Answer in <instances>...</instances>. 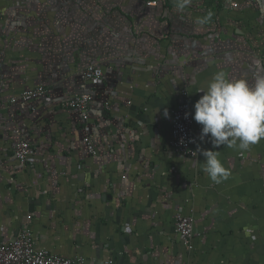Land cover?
Returning <instances> with one entry per match:
<instances>
[{
	"label": "crops",
	"instance_id": "obj_1",
	"mask_svg": "<svg viewBox=\"0 0 264 264\" xmlns=\"http://www.w3.org/2000/svg\"><path fill=\"white\" fill-rule=\"evenodd\" d=\"M89 65L100 83L83 80ZM221 70L250 85L264 75V0H192L182 12L175 0H0V241L29 225L37 247L98 263L264 264V140L243 155L213 148L194 120L197 150L219 151L230 171L219 184L202 154L172 146L182 92L194 116ZM40 86L45 97L20 99ZM85 93L87 123L66 106ZM20 140L33 149L26 165ZM180 215L194 220L191 249Z\"/></svg>",
	"mask_w": 264,
	"mask_h": 264
},
{
	"label": "clouds",
	"instance_id": "obj_2",
	"mask_svg": "<svg viewBox=\"0 0 264 264\" xmlns=\"http://www.w3.org/2000/svg\"><path fill=\"white\" fill-rule=\"evenodd\" d=\"M191 2L175 0L176 10L182 12ZM211 18L212 13L209 12L197 23L203 25ZM200 92L204 94L194 105L193 119L202 126V141L210 136L213 148L223 145L243 155L251 146L264 140V75L257 73L254 84L250 85L247 80L233 79L221 70ZM198 152L205 158L203 171L212 182L219 184L228 178L230 171L219 159V151L198 147L193 154ZM196 163L199 161L193 166Z\"/></svg>",
	"mask_w": 264,
	"mask_h": 264
},
{
	"label": "built area",
	"instance_id": "obj_3",
	"mask_svg": "<svg viewBox=\"0 0 264 264\" xmlns=\"http://www.w3.org/2000/svg\"><path fill=\"white\" fill-rule=\"evenodd\" d=\"M147 5L156 7L161 0H146ZM237 6V4H233ZM103 70L96 65H89L83 71L84 81L100 83L103 79ZM43 86L23 92L20 99L32 101L46 96ZM15 102V99L13 100ZM92 97L89 94H79L66 104L68 109L79 112L85 123L89 120V107ZM194 141V142H193ZM90 154L95 155L96 149L91 137L84 139ZM198 137L195 133L191 99L187 91L182 92V103L172 113V146L182 156L195 159ZM15 158L22 165H26L33 158V149L29 142L20 140L14 148ZM29 220L32 216L28 217ZM176 232L180 240L187 248H192V239L195 236L194 220L192 217L180 215L176 221ZM0 264H115L114 261L98 263L88 261L81 257H62L48 249L37 247L36 237L32 228L28 225L19 235L10 242L0 241Z\"/></svg>",
	"mask_w": 264,
	"mask_h": 264
}]
</instances>
